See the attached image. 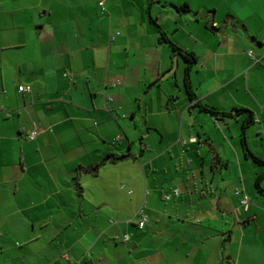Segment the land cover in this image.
I'll return each instance as SVG.
<instances>
[{
	"label": "crops",
	"instance_id": "crops-1",
	"mask_svg": "<svg viewBox=\"0 0 264 264\" xmlns=\"http://www.w3.org/2000/svg\"><path fill=\"white\" fill-rule=\"evenodd\" d=\"M161 32L196 57L193 102ZM207 95L220 111L249 110L264 136V0H0V264H264L251 158L233 135L210 145L190 122L211 117L198 106ZM178 117L189 134L178 181L156 177L161 152L140 171L154 149L144 133L161 144Z\"/></svg>",
	"mask_w": 264,
	"mask_h": 264
},
{
	"label": "rangeland",
	"instance_id": "rangeland-1",
	"mask_svg": "<svg viewBox=\"0 0 264 264\" xmlns=\"http://www.w3.org/2000/svg\"><path fill=\"white\" fill-rule=\"evenodd\" d=\"M247 52L248 50H246V53ZM182 90L184 93L185 89H184L183 82H182ZM207 97L208 95L203 100V103L205 105H209V100L207 99ZM158 103H159L158 98L156 96L154 100V106L156 107ZM242 120L243 118L237 115L235 117H231V118L225 117L224 119L215 121L214 119H212L211 117L203 113L202 116L197 115L195 116L194 119L191 118L190 122L192 123V126L195 123V126L202 128L201 134H203L207 138L210 145L212 143L219 144L223 142L225 137L228 138L231 135H233L234 142L236 141L239 147L240 139H241V132H242V128H241ZM181 124H182V121L180 117H178L177 119L173 118L169 122L166 121L163 129H167L166 130L167 135L166 134L164 135V142L161 144L159 143V139H160L159 135L156 134L154 131H149V133H146V132L144 133L143 141H145L146 143H149L150 145H154L155 150L152 149L151 151L141 155V157L144 155L143 156L144 159L142 158L143 160L141 161V163H139L140 171L143 170L141 169V165H143L144 163L147 164L146 161H148V159L151 160L152 158H154L153 156H155L156 153L161 152V155H164V157L162 158V161L160 164L162 165L165 163L167 168L165 172H163V168H159V170H157L158 172L156 174V177H158L159 179L167 178V181H169L170 178L175 177V180L178 181V178L176 179V177H178L181 174L180 164L184 165L185 160L184 158H182V160H180L179 158V152H178L179 147L177 145V141L180 137H184L185 139L189 137V134L187 132L188 128L186 127L185 124L183 126ZM260 127H261L260 124L256 123V124H252L245 130V140H246L247 147L250 151L251 150L256 151V152L264 151V136H260L257 134V131H259ZM194 135H196L195 132H194ZM136 141H137L136 142L137 147L139 148L140 144L138 142V139H136ZM161 145H162V148L159 149ZM196 146L194 148H196ZM168 149H171V155L167 152ZM247 162H249L248 163L249 166L245 174V178L247 181L246 182L247 190H245V192L249 194L251 193L254 197L255 196L260 197V195L257 193L255 189L254 180L256 177V173L260 171L261 166L258 163L254 162L252 159H248ZM144 168H145L144 170L148 171L147 167H144ZM231 170H232L231 176H233V171H235V166H232ZM228 174L230 175V173ZM228 174H227V177H225V180L228 179ZM240 187L241 186L239 184L238 186L234 188H232L231 186H227L226 188H227V192L231 191L232 193H234L235 189H238Z\"/></svg>",
	"mask_w": 264,
	"mask_h": 264
},
{
	"label": "trees",
	"instance_id": "trees-1",
	"mask_svg": "<svg viewBox=\"0 0 264 264\" xmlns=\"http://www.w3.org/2000/svg\"><path fill=\"white\" fill-rule=\"evenodd\" d=\"M159 41L168 43L170 45L172 51L174 53L178 54L185 61L186 67H185V71H184V87H185V90H186V93H187L189 100H191L193 102L196 99V96H195V94L192 90L191 84H190L189 72L191 69V65L196 60L195 55L192 52H188V51L182 49L181 47L175 45L174 43H172L166 37L164 32H161V35L159 37ZM198 106H199L201 111L209 114L216 121L220 120V119H224L225 117H233L236 115L246 113V117L241 124L242 132H241V139H240L244 155L247 157H250L254 162L261 164V165H264V162L261 159H259L258 157H256L255 155H253L252 152L248 149V147L246 145L245 130L254 122L253 115L249 110L239 108V109H234L231 112H223V111H220L213 106L201 105V104H198ZM107 157H110V155ZM123 157H126V156H123ZM79 169H81V168H78V170ZM263 178H264V170L261 173L257 174L255 181H254V186H255L257 193L260 195V197L262 198V200L264 202V188L261 186V181ZM74 180H75L76 187L79 189V185L77 183V177H75Z\"/></svg>",
	"mask_w": 264,
	"mask_h": 264
},
{
	"label": "built area",
	"instance_id": "built-area-1",
	"mask_svg": "<svg viewBox=\"0 0 264 264\" xmlns=\"http://www.w3.org/2000/svg\"><path fill=\"white\" fill-rule=\"evenodd\" d=\"M248 55L249 57H252V52L248 51ZM19 91H27L29 90V87H23L20 86L18 88ZM39 129L37 127H34L32 130H30L25 138L27 140H33L39 133ZM191 141H195L194 138L191 139ZM182 144H185V140L181 141ZM179 192L177 189L172 190L170 193L165 194L164 195V200L169 201L173 196H178ZM249 203V199L246 195H244V197L242 198V200L240 201L241 206H247V204ZM135 218L137 219V226L141 229L144 227L145 223L147 222V215L144 213L143 209H139L136 213H135ZM123 241L127 242L129 240V237L127 235L123 236Z\"/></svg>",
	"mask_w": 264,
	"mask_h": 264
}]
</instances>
